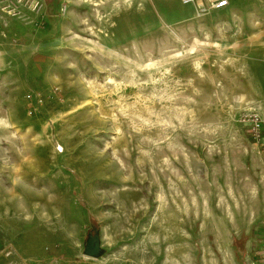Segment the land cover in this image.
Returning <instances> with one entry per match:
<instances>
[{
    "label": "rangeland",
    "instance_id": "374dc122",
    "mask_svg": "<svg viewBox=\"0 0 264 264\" xmlns=\"http://www.w3.org/2000/svg\"><path fill=\"white\" fill-rule=\"evenodd\" d=\"M33 1L0 0V264H238L221 204L264 142V0Z\"/></svg>",
    "mask_w": 264,
    "mask_h": 264
},
{
    "label": "crops",
    "instance_id": "0c3cea01",
    "mask_svg": "<svg viewBox=\"0 0 264 264\" xmlns=\"http://www.w3.org/2000/svg\"><path fill=\"white\" fill-rule=\"evenodd\" d=\"M228 160L229 179L221 204L224 221L232 228L244 229L247 244L246 252L232 247L229 262L253 264L250 255L252 229L264 219V142L251 155Z\"/></svg>",
    "mask_w": 264,
    "mask_h": 264
},
{
    "label": "built area",
    "instance_id": "2783aa9c",
    "mask_svg": "<svg viewBox=\"0 0 264 264\" xmlns=\"http://www.w3.org/2000/svg\"><path fill=\"white\" fill-rule=\"evenodd\" d=\"M11 3L7 4L6 9H10L12 7L13 10H16L17 7L14 6V4H23L25 5V3H31V5L33 6L34 11H38L40 8V3L39 2H35L33 0H10ZM184 3H189L192 2L193 0H182ZM227 5L226 1H220L216 7L217 9L225 7ZM248 123L250 124V127L252 128V133L254 135V137L257 139V141H260L263 139V135H264V114H249L246 116ZM261 263L264 264V235H263V240H262V246H261Z\"/></svg>",
    "mask_w": 264,
    "mask_h": 264
},
{
    "label": "water",
    "instance_id": "95a60500",
    "mask_svg": "<svg viewBox=\"0 0 264 264\" xmlns=\"http://www.w3.org/2000/svg\"><path fill=\"white\" fill-rule=\"evenodd\" d=\"M104 252V249L101 247V240L98 230H96L95 234L90 233L85 245V254L89 257L98 259L102 257Z\"/></svg>",
    "mask_w": 264,
    "mask_h": 264
},
{
    "label": "trees",
    "instance_id": "16d2710c",
    "mask_svg": "<svg viewBox=\"0 0 264 264\" xmlns=\"http://www.w3.org/2000/svg\"><path fill=\"white\" fill-rule=\"evenodd\" d=\"M59 1V3L61 2V0H58Z\"/></svg>",
    "mask_w": 264,
    "mask_h": 264
}]
</instances>
